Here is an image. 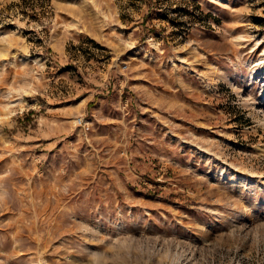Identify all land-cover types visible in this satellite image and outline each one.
<instances>
[{
  "label": "rangeland",
  "instance_id": "1",
  "mask_svg": "<svg viewBox=\"0 0 264 264\" xmlns=\"http://www.w3.org/2000/svg\"><path fill=\"white\" fill-rule=\"evenodd\" d=\"M0 264H264V0H0Z\"/></svg>",
  "mask_w": 264,
  "mask_h": 264
},
{
  "label": "built area",
  "instance_id": "2",
  "mask_svg": "<svg viewBox=\"0 0 264 264\" xmlns=\"http://www.w3.org/2000/svg\"><path fill=\"white\" fill-rule=\"evenodd\" d=\"M81 121V120H80Z\"/></svg>",
  "mask_w": 264,
  "mask_h": 264
}]
</instances>
